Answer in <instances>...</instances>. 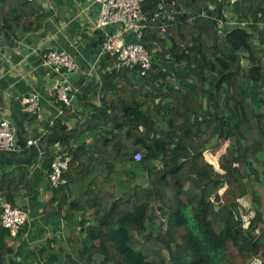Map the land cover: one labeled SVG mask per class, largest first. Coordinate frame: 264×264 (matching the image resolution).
Masks as SVG:
<instances>
[{
	"label": "trees",
	"instance_id": "trees-1",
	"mask_svg": "<svg viewBox=\"0 0 264 264\" xmlns=\"http://www.w3.org/2000/svg\"><path fill=\"white\" fill-rule=\"evenodd\" d=\"M31 1L0 0L1 38L12 35L10 43H15L17 31L41 28L43 16ZM219 1L142 3L145 27L137 41L156 51L141 80H165L169 71L164 65L170 61L186 67L185 83L167 84L156 95L135 85L130 69L118 67L106 74L120 102L112 100L109 108L91 101L98 83L84 75L75 81L80 90L72 107L62 112L78 117L92 108L86 129L94 133L93 143H78L80 132L61 118L53 125L40 124L49 131L43 136L42 130L36 132L45 141L40 165L46 173L57 153L70 156L66 182L52 187L46 209L52 210L65 186L81 182L85 190L67 211L92 210L94 219L85 227L82 250L63 264H246L251 257L264 264V213L255 187L264 180V37L257 38L264 27V0ZM168 12L181 16L176 22ZM120 72L127 73L133 89L121 83L117 88ZM16 103L11 100L10 115L19 150L11 154L26 157L33 146H26L24 124L34 122L35 115L13 111ZM60 133L66 135L46 141ZM224 144L215 167L205 152L216 156ZM137 150L142 151L139 161L133 158ZM38 160V155L28 163L0 157L3 199L17 205L20 196L30 193L27 177ZM123 183L124 190L114 192ZM106 194L105 202L81 206L82 199L100 200ZM245 197L251 199L248 218ZM3 236L11 235L0 225V264H12Z\"/></svg>",
	"mask_w": 264,
	"mask_h": 264
},
{
	"label": "crops",
	"instance_id": "crops-1",
	"mask_svg": "<svg viewBox=\"0 0 264 264\" xmlns=\"http://www.w3.org/2000/svg\"><path fill=\"white\" fill-rule=\"evenodd\" d=\"M31 2L36 5L38 14L43 16L41 28L36 32L17 31L18 38L13 37L15 43H10L12 35L10 39L5 35L3 38L0 37V91L2 93L0 118H7L14 126L10 115L11 100L14 99L17 102L12 110L18 111L21 107L16 96L20 97L29 92L37 93L44 110V119L40 123L34 120L24 124L27 137L35 139L38 137L36 132L39 133V130L45 129L40 127V124L48 123V120L57 114V107L52 102L54 100L53 76L41 65L39 54L43 51L50 48L63 49L74 58L78 65L77 71L71 77L74 84L84 75L96 80L98 87L94 98L91 99L94 104L101 106L105 102L111 108L112 100L115 99L117 104L120 102L116 93L113 92L114 88H110L106 77L112 69L119 70L118 66L110 55L99 53L103 32L93 26L98 12L97 4L93 0H32ZM159 8H162V5ZM167 14L174 18V12ZM201 14H206L205 10H202ZM104 30L114 33L119 32L121 27L112 24ZM124 35L126 40L138 42V39L130 32ZM98 39H100L99 42ZM34 48H38V53L32 52ZM155 51V48H151L152 54ZM164 67L169 71L165 80H141L134 70L128 73L135 85H144L147 90L160 95L165 91L167 84L185 83L186 67L170 61H167ZM125 74L127 73L120 72L115 76V80H118L117 88L121 86L119 84L121 83L127 85L128 89H133L134 86H128V78L124 77ZM161 82L165 83L162 88L159 85ZM91 112L92 108L89 107L83 115L79 114L78 117H65L62 112L56 118L63 119V123L73 132H80V136L76 139L78 143L84 142L90 145L94 140V133L86 127L89 124L87 118ZM58 148H61L59 144L56 145V149ZM38 158V162L29 171L27 177L31 182V191L18 198L17 206L27 212V221L15 237H2V246L11 247L12 251L8 254V259L12 264H63L68 259V255L76 258L78 252L82 250L81 245L78 246L77 235L82 241L85 237V227L94 224L92 210L67 211L71 201L85 190V185L82 183L65 186L59 201L53 202L52 210L46 209L48 201L52 198L53 188L49 184L46 170L40 165L43 158L42 152L38 154ZM82 201L81 206L91 201L95 204L103 202L97 197L94 199L91 197L90 200L82 199Z\"/></svg>",
	"mask_w": 264,
	"mask_h": 264
},
{
	"label": "built area",
	"instance_id": "built-area-1",
	"mask_svg": "<svg viewBox=\"0 0 264 264\" xmlns=\"http://www.w3.org/2000/svg\"><path fill=\"white\" fill-rule=\"evenodd\" d=\"M93 1L98 6L93 26L103 32L99 53L110 55L115 60L116 66L134 70L140 78L145 76L152 66V53L142 43L126 40L124 35L130 32L135 38H141L145 27V17L142 12L144 0ZM112 24L119 25L121 30L114 33L106 32L104 29ZM32 52L38 53V48H34ZM39 55L41 65L53 76L54 100L52 102L57 107V114L48 120V124L53 125L57 115L62 113L64 106L72 107L80 90L71 79L72 74L77 71L78 65L74 58L63 49L50 48ZM16 98H19L22 112L33 113L37 123L44 119V110L37 93L29 92L20 97L16 96ZM48 133L47 129H42L41 136ZM42 142L39 137L28 138L26 146L38 148ZM18 150L14 126L7 118H0V151L11 153ZM133 158L135 161H139L142 158V151L137 150ZM69 161L70 156L60 152L53 157L50 171L47 173L51 187L58 188L65 184L63 173L66 171ZM26 221L27 212L3 199L0 192V225L6 228L11 236H16Z\"/></svg>",
	"mask_w": 264,
	"mask_h": 264
},
{
	"label": "water",
	"instance_id": "water-1",
	"mask_svg": "<svg viewBox=\"0 0 264 264\" xmlns=\"http://www.w3.org/2000/svg\"><path fill=\"white\" fill-rule=\"evenodd\" d=\"M222 0L219 1V3H221ZM181 16V13H174L173 14V17H174V20L175 21H178L179 18ZM213 17V16H212ZM210 28H211V31H212V35H213V39H214V24H213V18L212 20L210 21ZM257 37L258 38H263L264 37V29H258L257 30ZM240 64V57H237L236 58V65H235V69L239 66ZM219 81V78L218 80L216 81V83ZM212 88V87H211ZM138 125H140V122L136 123ZM66 134L65 133H60V134H54V135H50L47 137V140L46 141H51V140H54V139H59L61 138L62 136H65ZM45 144V141H43L39 147H33L32 150L29 152V154L26 156V157H21V156H17V155H12L11 153H7V152H4V151H0V157H3L5 159H8L12 162H16V163H28L32 160L33 156H36L38 155L40 152L43 151V145ZM158 208V207H157ZM254 260L253 257L249 258L247 261H246V264H250L252 261Z\"/></svg>",
	"mask_w": 264,
	"mask_h": 264
},
{
	"label": "rangeland",
	"instance_id": "rangeland-1",
	"mask_svg": "<svg viewBox=\"0 0 264 264\" xmlns=\"http://www.w3.org/2000/svg\"><path fill=\"white\" fill-rule=\"evenodd\" d=\"M51 82H52V81H51ZM117 139H118V137H117V138H114L113 140H117ZM92 143H93V142H92ZM111 146H112V144H111ZM225 146H226V144H224V145L220 148V151L216 154V156H213L212 154H209L207 151L205 152L206 158H207L209 161H211V163H213V164L215 165V167L218 166L216 158H217L218 154H220V152L224 151ZM101 153H102V151H101ZM9 166H10V165H9ZM261 174H262V173H261ZM130 175H131V174H130ZM125 177H128V176L125 175V174H123V176H121V178H125ZM79 184H81V182L77 183V185H79ZM125 186H126V185H125L124 183L121 184V185H119V186H117V188H116V190H115L114 192H120L121 190H124ZM255 187H256V190H257V196H258V199H259V201H260V204H261V206H262V210H263V213H264V180H261L260 182H255ZM222 190H223V189H221L220 191H222ZM106 199L108 200V196H107V194H106L105 197L100 198V200H103L104 202H105ZM242 202H243V204L248 208V211H247V212H248L249 214H245V215H244V217L248 218V217L251 215V212H250V209H251V207H250L251 199H250V197H245V198L242 199ZM77 241H78V246H79V245H82V244L80 243L81 238H80L79 235H77ZM252 264H259V262L256 261V260H254V261L252 262Z\"/></svg>",
	"mask_w": 264,
	"mask_h": 264
}]
</instances>
